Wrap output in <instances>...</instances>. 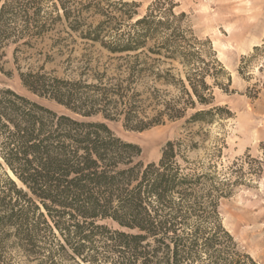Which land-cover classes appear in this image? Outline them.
Segmentation results:
<instances>
[{"label": "trees", "instance_id": "1", "mask_svg": "<svg viewBox=\"0 0 264 264\" xmlns=\"http://www.w3.org/2000/svg\"><path fill=\"white\" fill-rule=\"evenodd\" d=\"M138 7L0 0V70L13 74L4 69L11 49L22 86L35 96L0 82V264H258L240 251L219 205L261 167L245 172L236 162L219 171L209 163L196 171L192 131L144 163L141 146L106 122L142 132L232 115L213 105L214 87L228 92L231 74L211 41L183 26L186 13L174 0H153L142 15ZM60 25L67 37L53 38ZM77 37L88 52L77 76L48 70Z\"/></svg>", "mask_w": 264, "mask_h": 264}, {"label": "rangeland", "instance_id": "2", "mask_svg": "<svg viewBox=\"0 0 264 264\" xmlns=\"http://www.w3.org/2000/svg\"><path fill=\"white\" fill-rule=\"evenodd\" d=\"M135 1L142 15L153 0ZM174 2L177 13H186L183 26L190 27L199 39H209L219 60L231 74L228 92L214 87L213 105L226 107L232 115L225 113L216 116L212 123L191 125H186V118H183L142 132L125 129L120 121L106 122L117 135L141 146L138 160L144 163L158 161L168 140L184 138L192 131L199 132L195 137L198 148L190 152L194 163L192 167L196 171L208 170L209 163L217 165L219 171L236 162L245 172L258 171L261 167L260 174H254L251 181L238 185L232 195L220 200L219 212L223 225L235 237L240 251L250 254L258 264H264V0ZM57 36L67 37L61 25L52 34L53 38ZM255 46L260 48L255 50ZM85 47L83 40L78 38L75 44L69 46V49H74L72 53L66 49L62 57H56L46 68L54 69L59 76L76 77L82 55L88 54ZM94 50L103 61L107 59L98 47L91 52ZM71 54L73 64L70 65L66 59ZM4 69L13 71V74L7 75L0 70L3 85L35 98L21 84L14 69L11 49ZM207 81L212 83L211 78ZM40 100L53 108L62 109L54 102ZM196 109H190L186 117Z\"/></svg>", "mask_w": 264, "mask_h": 264}, {"label": "water", "instance_id": "3", "mask_svg": "<svg viewBox=\"0 0 264 264\" xmlns=\"http://www.w3.org/2000/svg\"><path fill=\"white\" fill-rule=\"evenodd\" d=\"M8 171H9L10 176H12L14 179H17L11 170H8Z\"/></svg>", "mask_w": 264, "mask_h": 264}]
</instances>
